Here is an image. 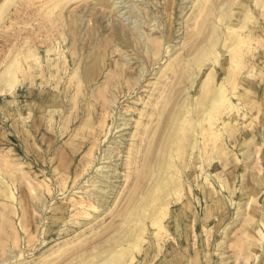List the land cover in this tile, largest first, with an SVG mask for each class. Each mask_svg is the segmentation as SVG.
I'll return each instance as SVG.
<instances>
[{
	"label": "bare ground",
	"instance_id": "6f19581e",
	"mask_svg": "<svg viewBox=\"0 0 264 264\" xmlns=\"http://www.w3.org/2000/svg\"><path fill=\"white\" fill-rule=\"evenodd\" d=\"M15 1L0 19L24 35H0V81L18 83L22 46L27 84L7 102L0 264H30L84 225L85 243L43 264H176L208 207L224 236L243 219L264 240V170L244 185L253 145L264 169L251 100L264 0H197L183 20L192 0Z\"/></svg>",
	"mask_w": 264,
	"mask_h": 264
},
{
	"label": "rangeland",
	"instance_id": "374dc122",
	"mask_svg": "<svg viewBox=\"0 0 264 264\" xmlns=\"http://www.w3.org/2000/svg\"><path fill=\"white\" fill-rule=\"evenodd\" d=\"M25 1L26 0H16L15 1L16 3H14L12 5L11 10H14L15 5H17V7H19V4H22ZM193 1L196 3L197 0H192V2L189 4V8L185 12V14L183 15L184 18H182V20L187 18V16L193 10V7H194ZM161 2H163V0H161ZM76 5L77 4L73 3V4H70L67 6H68V9L70 10V9H73V7H75ZM182 20H179V21L182 22ZM1 21H3L4 24ZM7 21H8L7 19H5L1 16L0 25H2V26H0V35L5 33L6 31H8V28H9V30L13 31L15 35L17 34L16 36H21V35L23 36L24 35V34H22L24 30H23V28H21L24 26L23 23L21 24V22H19V21L16 22V20H14V22H16V24L14 25L13 28L12 27L10 28ZM87 23L88 22H86L84 24V27L82 26V28L85 29L87 27V25L89 24V23L88 24ZM4 26L7 29H5ZM193 26L194 25L189 26V29H191ZM181 28L182 27L180 26V31L182 32L183 29L181 30ZM17 31H18V33H15ZM180 31H179V33H181ZM17 48H21L18 51V52H20L19 53V57H21L20 60L22 59L20 61L19 65H23V67L20 66L21 67V70H19L20 72L18 71L19 73L18 72L16 73V78L18 80V81L16 80V82H18L15 85L16 87L14 86L13 89H8V85H7L8 83L5 82V80H4V81H2L3 84H1L2 82L0 81L1 82L0 83V160H1V162H0L1 163L0 164V173L5 175L7 178H10V171H9L10 170L9 169L10 164H8V162L10 163V160L8 159L10 157H9V155H7L6 149H9V143H10L11 138H10V134H9L8 130L10 129L11 124H12L11 106H10V104L8 106L7 102H9V100H11L14 97V92L18 87H19V90L20 89L22 90L20 94H26L25 88H26V84H27L26 78L24 76L25 71H26L25 70V66H26L25 61L27 62V57L25 56V54L23 52L24 48L22 46H18ZM121 50L123 52L125 49L121 48ZM257 50L261 54L259 56L258 63L256 64V67H255L254 80H253L254 81V94L251 95V100H252V104L254 103L253 104L254 108H256L255 109V117H257L258 119L257 118L253 119V123L256 121L257 122L259 121V118H260L259 115L256 116V114H259L258 110L261 111V108H262V110L264 111V107H263L264 106V103H263L264 102V66H263L264 65V57H263L264 56V53H263L264 48H263V46L262 47L257 46ZM13 54H15V53H13ZM23 55L25 56V59L23 58ZM15 56L13 57L14 59H15ZM13 58L11 60H9L10 63H11V61L14 62ZM9 62H8V64L6 63L7 66L9 65ZM6 64H1V68H4ZM1 71L4 72L3 69H1ZM3 72H2V74H3ZM8 81L11 82V79L8 78ZM13 81H14V79H13ZM10 95H12V96H10ZM260 132L263 134L262 136H264V133H263L264 132V120L262 123V129ZM252 142H253V140H252ZM256 149L261 150L260 145H259V148H258V145H256V146L253 145L251 147L252 157H251L250 161H248V166L246 168L247 174L245 173L246 176L244 177V183H245L244 185H246V187L248 189L250 187V176L249 175H253V177H256L257 174H262V170H264L263 166H261L259 164V161H258L259 155L256 153V151H257ZM262 149H264V148H262ZM4 150H5V152H4ZM1 156L6 157V158H2ZM3 160H4L5 164L2 163ZM205 183H206V181H205ZM237 194H239V193L237 192ZM246 205H247L246 201L243 202V204H241L242 214H247L248 212L246 210L250 209V207H248ZM204 208H205V200H204ZM218 215H219V213H218V210L216 208H214V209L210 208L209 209V207H208V209L206 208V210H204V228L203 229L197 228L196 230L192 229V232L188 235L189 238L187 240V247H188L187 255H185L186 256L185 258H181V261L179 263H176V264H216L218 252L223 253V260H221L223 264H249L250 262H254V261L257 262V264H264V262H263L264 261V258H263L264 257V250H261L264 247V240L262 239V240H260V242H258L259 238L255 234V232L253 233L252 225L248 224L245 220L242 219L239 222H236L234 225H232V227H230V230L228 231V236H224L222 232H220L219 230H217L215 228L217 224L221 223L220 219H218ZM100 218L104 219L103 225L109 223V221L111 219V217L106 216L105 213L100 214L97 219H100ZM216 221H217V223H216ZM246 223H247V225H250V226H247ZM36 225L38 226L37 223H36ZM86 227H88V225L87 226L84 225V226L79 227V229H77L76 232H74L72 235H68V236H64L62 238L55 239V241H53V243L51 244V245H53V247L48 250L47 247H49L50 246L49 245V246L44 248V250H43V252H41V254L39 253V254L34 255L35 258L34 257L31 258V259H33V261L30 264H43L47 261L52 260L54 257L60 255L62 252L65 253V251L68 248H71L73 245L78 244V243H81V244L85 243V241L82 239L87 238L89 233H84V234H81V233H82V230H84ZM250 229L252 231H250ZM74 234H76L77 237L74 236L72 238V236ZM248 240H249V242H248ZM220 241H221V243H219ZM257 243H258L259 248L257 246ZM247 244H249V245H247ZM245 245L248 247L249 251L247 250V247ZM240 246H241V248H240ZM239 248H240V250H237ZM253 249H255L254 251L256 252V254L253 253V251H252ZM35 253H38V252H35ZM238 254L240 255V257ZM249 255H250V258L248 257ZM236 256H237V258H236ZM254 256H255V259H254ZM233 257H234V259L236 258V261H237L236 263L234 262L235 260L233 259ZM260 257H261V259H260Z\"/></svg>",
	"mask_w": 264,
	"mask_h": 264
}]
</instances>
